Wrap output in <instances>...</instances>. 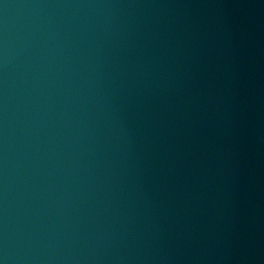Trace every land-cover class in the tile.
<instances>
[{
	"label": "water",
	"instance_id": "1",
	"mask_svg": "<svg viewBox=\"0 0 264 264\" xmlns=\"http://www.w3.org/2000/svg\"><path fill=\"white\" fill-rule=\"evenodd\" d=\"M0 264H205L172 0H0Z\"/></svg>",
	"mask_w": 264,
	"mask_h": 264
}]
</instances>
